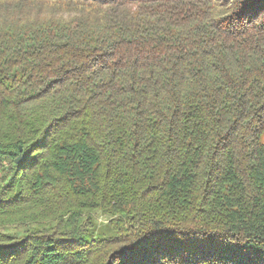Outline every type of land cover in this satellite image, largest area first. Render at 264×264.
I'll return each mask as SVG.
<instances>
[{"label": "trees", "instance_id": "obj_1", "mask_svg": "<svg viewBox=\"0 0 264 264\" xmlns=\"http://www.w3.org/2000/svg\"><path fill=\"white\" fill-rule=\"evenodd\" d=\"M263 132L264 0H0V264H264Z\"/></svg>", "mask_w": 264, "mask_h": 264}, {"label": "rangeland", "instance_id": "obj_2", "mask_svg": "<svg viewBox=\"0 0 264 264\" xmlns=\"http://www.w3.org/2000/svg\"><path fill=\"white\" fill-rule=\"evenodd\" d=\"M260 141H261V144L264 146V132L261 134V137H260ZM97 218H98V221L99 222H104L105 220V218L104 217H102V216H97Z\"/></svg>", "mask_w": 264, "mask_h": 264}, {"label": "water", "instance_id": "obj_3", "mask_svg": "<svg viewBox=\"0 0 264 264\" xmlns=\"http://www.w3.org/2000/svg\"><path fill=\"white\" fill-rule=\"evenodd\" d=\"M22 160V158L21 157H17L16 159H15V162H20Z\"/></svg>", "mask_w": 264, "mask_h": 264}]
</instances>
